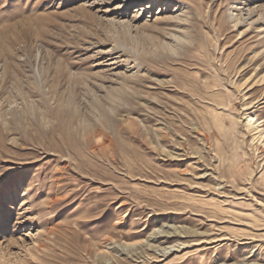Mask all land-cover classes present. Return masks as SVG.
Instances as JSON below:
<instances>
[{
  "label": "rangeland",
  "instance_id": "374dc122",
  "mask_svg": "<svg viewBox=\"0 0 264 264\" xmlns=\"http://www.w3.org/2000/svg\"><path fill=\"white\" fill-rule=\"evenodd\" d=\"M0 264H264V0H0Z\"/></svg>",
  "mask_w": 264,
  "mask_h": 264
}]
</instances>
